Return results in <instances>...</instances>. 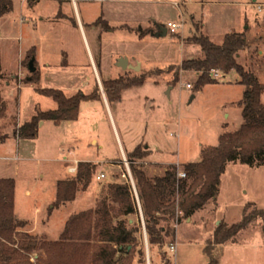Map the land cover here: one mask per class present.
<instances>
[{"label":"rangeland","instance_id":"rangeland-1","mask_svg":"<svg viewBox=\"0 0 264 264\" xmlns=\"http://www.w3.org/2000/svg\"><path fill=\"white\" fill-rule=\"evenodd\" d=\"M29 1L14 0L13 8L0 20V71L4 72L0 88L7 99V113L15 116L16 124L29 120L36 105L46 109L55 104L51 97L39 94L33 83L16 78L18 75L24 78L30 72L27 64H21V61L32 45H35V65L38 64L43 71L39 82L42 86H56L66 93H73L78 88L89 91L95 82L87 43L80 26L74 23L76 11L72 0ZM256 1L188 0L176 5L172 0H165L161 4L149 3L144 8L156 13L165 25L168 22L179 24L175 31L158 34V40L153 42L148 38L139 40L129 31L136 28L132 24L136 19H140L142 25L150 24H146L147 19L136 17L135 11L122 9V13L113 14L115 19L109 22L114 26L111 30H107L101 19L95 21L98 30H91L88 25L85 28L93 53L102 51L107 56L103 77L111 76V72L116 76L113 55L126 51L124 44L129 45L127 53L140 59L144 68L166 67L183 58L203 57L202 47L187 39L193 33L202 31L213 41L221 43L226 32L247 29L251 46L239 51L236 57L264 82V8L259 10ZM91 2L95 3L79 2L83 16L84 8L90 15L101 12L102 2ZM60 12H66L68 17H56ZM64 50L69 54L66 55ZM20 53L23 56L18 68ZM65 57L69 61L63 65L61 62ZM220 72L213 76V81L205 82L199 89L194 88L199 73L195 69H181L175 82H172L174 70H165L123 90L119 99L109 101L115 116L128 119L125 124L117 121L121 139L107 112L104 118H99L97 129L92 128V116H87L86 108L83 109L86 115L73 131L77 139L75 143L68 137L58 136L64 134L54 135L45 126L39 137L22 138L16 146L15 125L5 128L9 137L0 145V156L14 158L0 157V176L16 179L15 215L27 220L23 229L39 237L57 239L67 217L93 207L109 182L131 183L130 179H134L136 184L128 154V164L117 161L123 156L122 149L128 152L139 143L148 144L152 150L147 158L158 162L157 167L149 169V172L153 169V173H159L165 164L170 163L177 164L181 172L185 163L199 161L205 146L218 144L223 131L235 130L244 121L243 106L239 104L244 85L236 70ZM188 82L191 86L186 85ZM261 97L264 101V93ZM6 121L0 119V126ZM55 137L59 138L56 147L52 145ZM76 157L96 161L91 182L86 189H79L73 200L51 209L56 180L74 176L68 168L76 163ZM143 158L134 164L148 175ZM100 172L104 176L96 178L95 174ZM221 179L217 200L209 201L189 219L182 218L175 223V237L167 238L162 246L149 245L148 249L145 221L141 215L128 214L129 223L138 228L134 234L138 243L132 264H209L207 251H212L216 264H264V218L261 216L231 239L218 244L209 243L216 225L239 220L245 205L247 212L253 211L255 206L264 209V164L250 166L229 162ZM27 189H30L29 194L25 193ZM171 244L175 246L174 250L170 248ZM38 253L33 252L32 259ZM124 254L125 248L116 252L114 260L117 264L121 263Z\"/></svg>","mask_w":264,"mask_h":264},{"label":"trees","instance_id":"trees-1","mask_svg":"<svg viewBox=\"0 0 264 264\" xmlns=\"http://www.w3.org/2000/svg\"><path fill=\"white\" fill-rule=\"evenodd\" d=\"M13 4L14 0H0V20L13 8ZM149 31L152 28L139 30L141 34ZM187 39L202 47L203 57L183 58L177 64L134 74L124 72L103 80L104 90L110 101L118 99L123 88L142 83L147 76L165 70H174L172 82H175L181 69H195L199 78L194 88L199 89L205 82L213 81L212 69L217 68L223 73L234 69L244 85L239 100V104L243 106V123L235 130L223 131L218 144L205 146L199 161L185 163L184 176L178 175L176 164H170L163 175H147L134 164V161L149 153V149L142 143L128 153L150 246H162L167 238L175 237V223L182 218L191 217L209 201L217 200L221 176L229 162H241L250 166L264 164V101L261 97L264 82L236 57L239 51L251 46L248 30L226 32L221 43L213 41L202 31L189 35ZM33 55L34 50H29L21 63L28 64ZM3 77L4 72L0 71V78ZM20 80L33 83L34 89L39 94L51 97L56 106L43 109L36 105L35 113L29 120L16 124L15 116L7 113L8 104L0 88V119L7 120L0 126V142L8 136L5 128L9 125H15L13 132L20 138H36L40 120L60 122L75 119L82 100L101 98L98 84L89 92L78 89L72 94H67L59 87L42 86L39 83L38 67ZM95 169V163L79 161L75 176L58 179L51 209L73 200L79 189H86ZM107 186L93 207L68 216L57 239H47L23 229L27 220L16 217L14 212L15 179L0 176V264H117L115 254L123 248L125 254L120 264H132L138 243L134 234L138 228L129 223L127 216L138 212L134 189L129 181L109 182ZM244 208L239 220L218 223L209 243H223L257 216L264 218L263 208L255 206L251 212L246 211V205ZM35 251L39 253L32 259ZM207 254L209 264H216L212 251H207Z\"/></svg>","mask_w":264,"mask_h":264},{"label":"crops","instance_id":"crops-1","mask_svg":"<svg viewBox=\"0 0 264 264\" xmlns=\"http://www.w3.org/2000/svg\"><path fill=\"white\" fill-rule=\"evenodd\" d=\"M81 1H87V4L95 3V2H91V1L102 2V4H101V7H102L101 8V12L102 13L101 12H98L97 14L90 15L89 10L87 11V9L84 8L85 15L83 16L82 15V12H81V9H80V4H79V2H81ZM163 1H165V0H105V1L104 0H72L71 1V4L74 5L75 11H76V13H74V17H73L74 18V23H75L76 26H78V25L80 26V29H81V31H82V33L84 35V39H85V41L87 43L88 51H89V54H90V57H91V60H92V63L90 62V66H91V69L93 71V75L92 76H93L95 82L91 86V88H90L89 91H91L94 88V86L98 84L99 87H100V90H101V98L100 99H94V100H82L80 102V104H79L78 115H77V117L75 119H65V120H61L60 122H55L52 119H43V120H41V123H39V132H38V136L37 137H39L41 129L46 126L50 130L53 131L54 135L64 134V136H60V135H58V136L60 138L68 137V138H70V141L71 142L75 143L77 141V139L75 138V136H73V131L78 126L77 124L79 123V121L81 119H83L84 116L86 115L83 112V109L86 108L87 109V112H88L87 113V116H90V115L92 116V118H91V126H92V128L97 129V126L99 124V118L100 119L101 118H104V116H105V114L107 112L109 114V116H110L111 123H112L114 129L116 130V132L119 135V138L121 139V136H120V133H119L118 122L117 121L123 122L125 124L124 121H127L128 119L125 118V117H123V116H121V115H117L118 117L115 116V114H114V112L112 110V107H111V105L109 103L110 100L108 99V97L106 95V92L104 90L103 80L104 79H107V78L117 77V76L123 74L124 72H130L131 74L140 73V72H143V71H146V70H149V69L157 68L159 66L150 67L148 69L147 68H144L143 67V64H142V61L140 59L135 58V56H131L129 53H127V52L130 51L129 45L124 44V43H121V44H124L126 51H124L123 53L122 52H119V53H116V54L113 55V64L117 68V70H116V76H113L114 73L111 72V74H110L111 76H109V77L108 76L107 77L106 76L103 77L102 76V70H103L105 64H108L107 56L105 57L103 55V52L102 51H100V52L98 51L97 54L96 53L95 54L93 53V49H92L91 44L89 42V36L87 34L85 25L90 26L91 30H92V28L95 29V30H98V25L96 24L95 21L101 19L103 21V23L105 24V27H107V30H111L114 26H112L109 22L111 20H114L115 19V17L113 16V14H116L118 12L122 13L121 12L122 9H124V11L126 10L128 12L135 11L136 17H140V18L143 17V18H145V19L148 20V22H146V24H149V22H150V24L149 25H142V23L140 22V19H136L135 21H132V24H135L136 25V28L129 30L128 28L125 27V29H127L129 31H132L133 36L134 37L135 36L138 37L139 40L141 38H146V39L148 38V40H150L151 42H153V40H158V37H156V36H159L158 34H160V32L162 30L161 29V26H166L167 27V33L166 34H168L171 29L167 26V24L165 25L163 22H161L159 20V17L157 16L156 13L151 12L148 9H145L144 7L145 6L147 7L149 3H158V4H161ZM174 1H178V0H172V3H174ZM253 1H256V0H253ZM32 2H33V0L29 1V3H32ZM180 2H188V0H182V1L180 0ZM202 2H204V1H202ZM83 3H85V2H83ZM254 3L257 5L258 1L254 2ZM179 4H176V5H179ZM249 4H251V2ZM151 14H153V15H151ZM59 15L60 16H56V15L55 16L56 17H61V19H64V18L66 19L68 17V14L66 12H60ZM96 15H98V16H96ZM47 18L50 19V16H48ZM123 21L125 22V25H127L126 19H123ZM60 22H63V21L60 20ZM116 26H118V24H116ZM132 27H134V25ZM145 28H152V31H149V32H146V33H142L141 34V32H139V29L143 30ZM231 31H240V30H231ZM132 34H131V37H132ZM160 35H162V34H160ZM34 47H35V45H32L30 48H28V51L29 50H32V49L35 51V48ZM99 49H100V46H99ZM64 51H65L66 55L69 54L68 51H66V50H64ZM34 54H35V52H34ZM22 56H23V53L22 54L20 53L19 54V58H18V68H19L20 61L22 59L21 58ZM120 57H125L126 60H122L121 59V61H119L120 60ZM68 61L69 60L66 59V57H65L62 60L61 64L66 65V64H68ZM35 62H37L36 59H35ZM120 62H124L125 63V67L121 66L120 65ZM109 64L111 65V62ZM170 64H172V63H170ZM47 65H50L49 62H47ZM36 67L39 68L40 77H42L41 75L43 74V71L41 70L40 66H38V64L36 65ZM197 73H198V71H197ZM13 75L16 76L15 73ZM18 76L16 78H18ZM87 77L89 78V74H87ZM139 84H141V83H139ZM134 85H136V84H134ZM131 86H128V87H131ZM53 87H56V86H53ZM128 87L123 88L122 91L123 90H126ZM78 89H81V88H78ZM77 90L75 89V91H77ZM89 91H85V92H89ZM122 91H121V93H122ZM67 94H72V93H67ZM3 97L5 98V96H3ZM120 97H121V95H120ZM5 100H7V99L5 98ZM96 101L97 102H100V104L98 105L97 103H95ZM55 106H56V103L53 106L49 107V108H54ZM48 122H51V124H54V125L52 126ZM18 124H20V123H18ZM14 135H15V140H16V146H18V144L20 142L19 140H22V138H20L19 136H17L15 133H14ZM8 137H9V132H8V136L6 138H8ZM6 138H5V140H3V141L0 142V145L1 144H4L6 142ZM32 139H34V138H32ZM58 143H59V138L58 137H55L53 139V141H52V145L56 147V146H58ZM145 147L149 149V152L152 150L149 147L148 144ZM132 150H129L128 152H125L122 149L123 156H122V158L120 160H117V161H122L125 164H128L127 154L130 151H132ZM0 157L1 158L12 157V159L14 158L13 156H0ZM74 161L76 163L73 164V165H71V166H69V168H68V171L73 172L74 173V176L76 174L77 164H78L79 161H91V162L95 163V167H96V161L94 162L93 160H88L87 158H83V157L82 158H78V157H76L74 159ZM143 163H145V165L144 164L143 165H144V168L147 171L148 175L149 176H153V177L154 176L163 175L165 173V170L169 166V165L167 166V164H165L161 168L162 170H160L159 173H153L152 172L153 169L151 170V172H149V169L150 168L157 167L158 166L157 165L158 162L153 161V160H149L147 158V155H146V157L143 158ZM170 164H175V163H170ZM158 168L160 169V167H158ZM96 174H98V173H96ZM96 174H95V176H96ZM58 179H60V178H58ZM130 181H131V184H132V186L134 188V193H136L135 196H136L137 204H138V212L136 214L138 216L141 215V217H142V219L144 221V215H143V211H142V208H141L139 196H138V193H137V188H136L135 181H134V179H132V180L130 179ZM25 193L26 194H29L30 193V189H27L25 191ZM15 209H16V179H15V192H14V212H15ZM146 238H147V244H148L147 246H148V249H149V241H148L147 232H146Z\"/></svg>","mask_w":264,"mask_h":264},{"label":"built area","instance_id":"built-area-1","mask_svg":"<svg viewBox=\"0 0 264 264\" xmlns=\"http://www.w3.org/2000/svg\"><path fill=\"white\" fill-rule=\"evenodd\" d=\"M174 3H175V4H179V3H181V2H180V1H174ZM257 6H258V9H259V10L263 9V8H264V2H258V3H257ZM167 26H168L172 31H175V27H178L179 24L176 23V22H168V23H167ZM219 72H220V70L217 69V68L212 69V76H218ZM220 73H222V72H220ZM222 75H223V74H222ZM18 78L21 79V77H19V76H18ZM214 78H215V77H214ZM186 85H187V86H191L190 83H187ZM178 175H180V176H184V175H185V172H184V171H181V172L179 171V172H178ZM102 176H104V173H103V172L96 174V177H97V178H101ZM131 180H132V179H131ZM170 248L174 250V249H175V246H174L173 244H171Z\"/></svg>","mask_w":264,"mask_h":264},{"label":"water","instance_id":"water-1","mask_svg":"<svg viewBox=\"0 0 264 264\" xmlns=\"http://www.w3.org/2000/svg\"><path fill=\"white\" fill-rule=\"evenodd\" d=\"M161 29L162 30H161L160 34L165 35L167 33V27L166 26H161ZM121 59L122 60H126L125 57H120V60L119 61H121ZM34 62H35V56H32L28 60V64H27V68H28L29 71H34L36 69V65H35ZM120 65L123 66V67H125V63L124 62H120ZM39 123H41V120H40ZM188 219H189V217H188Z\"/></svg>","mask_w":264,"mask_h":264}]
</instances>
